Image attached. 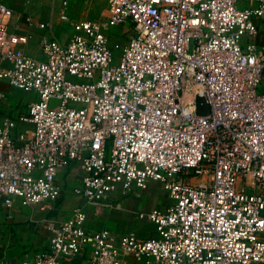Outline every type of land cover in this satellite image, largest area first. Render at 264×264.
I'll return each mask as SVG.
<instances>
[{
  "label": "built area",
  "instance_id": "built-area-1",
  "mask_svg": "<svg viewBox=\"0 0 264 264\" xmlns=\"http://www.w3.org/2000/svg\"><path fill=\"white\" fill-rule=\"evenodd\" d=\"M72 1H59L64 22ZM106 2L107 24L132 32L118 57L101 22L82 19L66 43L42 37V59L23 52L29 36L9 32L14 10L0 2V81L36 94L0 122V205L46 209L73 162L70 192L87 205L139 198L149 181L169 202L138 213L154 226L146 239L90 229L75 207L48 251L20 264H264V44L252 39L264 0ZM24 25L51 29L31 14Z\"/></svg>",
  "mask_w": 264,
  "mask_h": 264
},
{
  "label": "crops",
  "instance_id": "crops-1",
  "mask_svg": "<svg viewBox=\"0 0 264 264\" xmlns=\"http://www.w3.org/2000/svg\"><path fill=\"white\" fill-rule=\"evenodd\" d=\"M50 4L49 1L45 0H30L28 4H15L16 10L12 8L14 16L10 25H8L9 32L29 36L27 43L22 46V49L26 55L36 59L43 58L40 48L42 37L51 36L61 43H66L72 32L68 26L58 25L55 21L57 14H53L50 11ZM57 12L59 13V8ZM26 14H31L43 23H50L51 29H38L25 26L24 16ZM252 39L257 44H264V19L256 22V34ZM3 82L0 81V93L5 94L7 89L2 84ZM5 95H7V98L10 96L8 94ZM7 98L4 102L2 101L3 103L0 102V107L3 109V112L0 111V122L5 116H9L15 120L19 115L20 112L11 114V104L15 103V106L22 107H26L28 104V102L25 103L23 100V105H21L22 101L13 99V97L11 102L7 103ZM22 128L23 125L18 124L14 130V134ZM58 172L57 183L61 188V195L52 205H48L46 209L41 210L37 206H23L18 201L10 208L0 205V264H20L25 259L31 260L34 254L38 252L48 251V241L52 228L67 220L71 215L72 209L75 207H82L87 213L89 208L86 207L87 204L82 199H77L66 194L67 189L71 190L79 185L82 176L80 166L73 162ZM144 225H146V234L143 237L137 236L135 227L117 234L132 233L140 239L153 236L154 226L148 220L144 221ZM87 226L92 229L89 225ZM86 254L65 264H87L88 255ZM126 264L137 263L128 258Z\"/></svg>",
  "mask_w": 264,
  "mask_h": 264
},
{
  "label": "rangeland",
  "instance_id": "rangeland-1",
  "mask_svg": "<svg viewBox=\"0 0 264 264\" xmlns=\"http://www.w3.org/2000/svg\"><path fill=\"white\" fill-rule=\"evenodd\" d=\"M60 0H51V10L53 14L56 15V22L58 25L68 26L71 31V23L73 21L81 19L97 20L101 22L103 28L107 31V36L109 38V47L113 53L114 57H118L120 50L124 44L128 41L132 35L130 26H109L108 23V11L106 0H73L70 4V21L64 22L60 19L58 8ZM7 4L9 7L16 10L15 4L23 3L28 4L26 0H0ZM30 2V1H29ZM57 3V4H56ZM58 5V8H57ZM5 89L7 91L5 94L10 95L7 98V103L11 102V99H19L21 105H23V100L30 102L36 100V94L33 92H25L22 90L15 89L9 86L7 83L3 82ZM264 90V88L262 89ZM4 102V101H3ZM2 102V103H3ZM13 105V106H12ZM11 114H19L25 112L26 107L15 106V103L10 105ZM0 111L3 109L0 107ZM10 114V115H11ZM66 194L79 199L77 196L70 192V189L66 190ZM168 197L163 190L160 183L156 181H149L146 190L142 193L139 198L134 197H121L116 196L109 200L103 201L99 205L91 206L87 205V225L92 229L98 230L102 228H107L115 231V233H123L124 231L131 230L135 227L136 234L139 237L145 236V226L144 221L146 219H138V213H148L154 208H162L168 204ZM147 221V220H146Z\"/></svg>",
  "mask_w": 264,
  "mask_h": 264
},
{
  "label": "water",
  "instance_id": "water-1",
  "mask_svg": "<svg viewBox=\"0 0 264 264\" xmlns=\"http://www.w3.org/2000/svg\"><path fill=\"white\" fill-rule=\"evenodd\" d=\"M208 107L201 98L196 99V113L201 115L208 114Z\"/></svg>",
  "mask_w": 264,
  "mask_h": 264
}]
</instances>
